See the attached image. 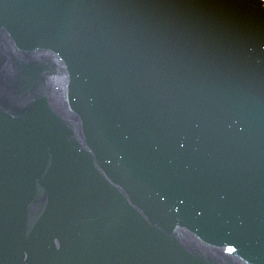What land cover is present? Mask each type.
I'll use <instances>...</instances> for the list:
<instances>
[{
	"label": "water",
	"instance_id": "water-1",
	"mask_svg": "<svg viewBox=\"0 0 264 264\" xmlns=\"http://www.w3.org/2000/svg\"><path fill=\"white\" fill-rule=\"evenodd\" d=\"M0 264H264V0H0Z\"/></svg>",
	"mask_w": 264,
	"mask_h": 264
},
{
	"label": "snow or ice",
	"instance_id": "snow-or-ice-1",
	"mask_svg": "<svg viewBox=\"0 0 264 264\" xmlns=\"http://www.w3.org/2000/svg\"><path fill=\"white\" fill-rule=\"evenodd\" d=\"M229 251H231V249H229Z\"/></svg>",
	"mask_w": 264,
	"mask_h": 264
}]
</instances>
